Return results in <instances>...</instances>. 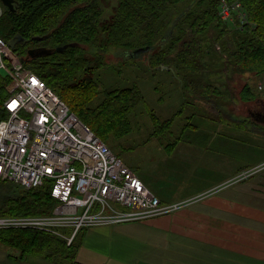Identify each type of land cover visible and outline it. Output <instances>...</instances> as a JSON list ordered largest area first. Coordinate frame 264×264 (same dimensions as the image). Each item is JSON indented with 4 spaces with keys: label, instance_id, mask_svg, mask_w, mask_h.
<instances>
[{
    "label": "trees",
    "instance_id": "16d2710c",
    "mask_svg": "<svg viewBox=\"0 0 264 264\" xmlns=\"http://www.w3.org/2000/svg\"><path fill=\"white\" fill-rule=\"evenodd\" d=\"M14 1L13 11L3 8L0 36L8 43L15 42L14 50L24 59V65L114 152L123 149L121 140L133 131L130 115L145 98L137 85L105 88L97 74L106 66L105 53L110 50L135 52L148 47V52L141 55L147 56L149 67L175 73L186 102L174 117L189 108L187 104L193 99L207 104L206 117L233 121L235 116L229 108L235 78L264 79V0H227L241 3L245 22L234 17L224 20L222 0ZM107 9L112 10L108 17ZM19 38L22 41L17 43ZM39 39L54 50L28 57L27 46ZM9 85L7 80L0 84V102L7 96ZM243 95L244 101L258 98L248 82ZM199 113L187 118L193 129L199 130L209 122ZM157 124L151 136L174 137L167 144L168 152L186 140L187 128L180 137L167 133L172 119ZM51 192L50 183L26 190L0 180V216L51 214L57 204ZM78 235L68 245L53 234L5 230L0 231V243L17 249L22 257H37L48 264H79Z\"/></svg>",
    "mask_w": 264,
    "mask_h": 264
},
{
    "label": "built area",
    "instance_id": "2783aa9c",
    "mask_svg": "<svg viewBox=\"0 0 264 264\" xmlns=\"http://www.w3.org/2000/svg\"><path fill=\"white\" fill-rule=\"evenodd\" d=\"M221 16L247 19L238 1L222 0ZM4 80L10 88L0 102V180L26 190L50 183L57 204L48 215L0 216V230H37L71 245L84 228L143 221L191 204L163 203L0 36Z\"/></svg>",
    "mask_w": 264,
    "mask_h": 264
},
{
    "label": "rangeland",
    "instance_id": "374dc122",
    "mask_svg": "<svg viewBox=\"0 0 264 264\" xmlns=\"http://www.w3.org/2000/svg\"><path fill=\"white\" fill-rule=\"evenodd\" d=\"M110 14L112 10L107 9L105 16ZM147 60V56L135 52L113 49L105 53L106 66L97 76L106 89L137 85L143 92L144 102L130 115L133 131L121 140L123 149L116 151L125 164L147 180L154 193L165 200L175 201L192 196L206 182L221 177L228 178L238 169L250 168L251 171L246 174H241L246 170L237 173L226 185L241 183L264 169V163L257 167L258 162L264 159V146L255 141V136L260 142L264 141V136L256 132H264V127L250 113L258 107V99L261 103L264 102L263 78H235L233 85L231 84L232 99L229 108L235 116L233 121L227 118L217 121L206 117L209 115L207 104L192 101L193 99L187 104L189 108L185 107L182 113L174 117L182 109L183 102H186L180 81L173 71L149 67ZM247 82L253 85L257 99L244 101L242 92ZM199 111L201 119L209 120L200 129L208 130L193 129L188 125L187 118ZM170 119L173 124L167 129V133L180 137L181 132L187 128L184 134L186 140H182L176 151L174 149L171 153L166 149L174 137L165 139L150 135L157 131V123Z\"/></svg>",
    "mask_w": 264,
    "mask_h": 264
},
{
    "label": "crops",
    "instance_id": "0c3cea01",
    "mask_svg": "<svg viewBox=\"0 0 264 264\" xmlns=\"http://www.w3.org/2000/svg\"><path fill=\"white\" fill-rule=\"evenodd\" d=\"M4 7L0 6L2 13ZM263 104L258 100L259 109L255 107L250 113L264 127V119H260ZM256 132L264 136V132ZM255 141L264 146V141L260 142L256 136ZM262 163L264 159L257 166ZM246 169H238L226 179L206 182L192 196L175 201L155 193L163 203L191 201L172 214L82 229L77 261L79 264H264V169L241 183L226 185ZM142 180L154 190L147 180ZM0 264L48 263L33 256L22 257L17 249L0 243Z\"/></svg>",
    "mask_w": 264,
    "mask_h": 264
},
{
    "label": "water",
    "instance_id": "95a60500",
    "mask_svg": "<svg viewBox=\"0 0 264 264\" xmlns=\"http://www.w3.org/2000/svg\"><path fill=\"white\" fill-rule=\"evenodd\" d=\"M0 2L2 3L3 6L7 7L8 9L10 10H14V3L15 1L14 0H0ZM10 46L12 48H14V46L16 45L14 41H11L10 43ZM62 48H59V50H61ZM149 48L146 47V48H141V49H137L135 51V54H141V53H146L148 52ZM48 52L46 51H37V50H30L28 52V57H32V58H35V57H38V56H43V55H46Z\"/></svg>",
    "mask_w": 264,
    "mask_h": 264
},
{
    "label": "flooded vegetation",
    "instance_id": "af4514ba",
    "mask_svg": "<svg viewBox=\"0 0 264 264\" xmlns=\"http://www.w3.org/2000/svg\"><path fill=\"white\" fill-rule=\"evenodd\" d=\"M14 5H15V3H14ZM0 6H2V3L0 2ZM17 43H19V41H22V39L21 38H19V39H17ZM42 41L43 40H38V43H36V44H30L29 46H27V50H28V52L30 51V50H37V51H39V52H41V51H46V52H48L49 54L50 53H52V51L54 50L53 48H50V47H48V46H46V45H42ZM59 48L60 47H57V49L59 50ZM47 53V54H48ZM260 119H264V114H263V112L260 114Z\"/></svg>",
    "mask_w": 264,
    "mask_h": 264
}]
</instances>
